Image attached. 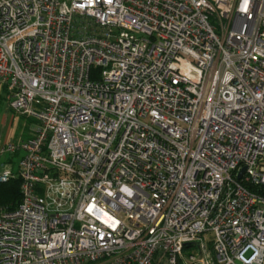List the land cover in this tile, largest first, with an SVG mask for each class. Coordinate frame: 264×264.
I'll return each mask as SVG.
<instances>
[{"label": "built area", "instance_id": "obj_1", "mask_svg": "<svg viewBox=\"0 0 264 264\" xmlns=\"http://www.w3.org/2000/svg\"><path fill=\"white\" fill-rule=\"evenodd\" d=\"M0 87V264H264V0H0Z\"/></svg>", "mask_w": 264, "mask_h": 264}, {"label": "rangeland", "instance_id": "obj_2", "mask_svg": "<svg viewBox=\"0 0 264 264\" xmlns=\"http://www.w3.org/2000/svg\"><path fill=\"white\" fill-rule=\"evenodd\" d=\"M2 96L3 98H0V141L9 143L27 138L33 129H36L38 122L15 114L8 107L6 92Z\"/></svg>", "mask_w": 264, "mask_h": 264}, {"label": "trees", "instance_id": "obj_3", "mask_svg": "<svg viewBox=\"0 0 264 264\" xmlns=\"http://www.w3.org/2000/svg\"><path fill=\"white\" fill-rule=\"evenodd\" d=\"M22 202L21 181L13 179L0 184V210H13Z\"/></svg>", "mask_w": 264, "mask_h": 264}, {"label": "crops", "instance_id": "obj_4", "mask_svg": "<svg viewBox=\"0 0 264 264\" xmlns=\"http://www.w3.org/2000/svg\"><path fill=\"white\" fill-rule=\"evenodd\" d=\"M4 93H5V90L2 88V89H0V98H3V96L2 95H4Z\"/></svg>", "mask_w": 264, "mask_h": 264}, {"label": "water", "instance_id": "obj_5", "mask_svg": "<svg viewBox=\"0 0 264 264\" xmlns=\"http://www.w3.org/2000/svg\"><path fill=\"white\" fill-rule=\"evenodd\" d=\"M245 171V169L241 172V174H240V176H239V178H241V176H242V174H243V172Z\"/></svg>", "mask_w": 264, "mask_h": 264}]
</instances>
